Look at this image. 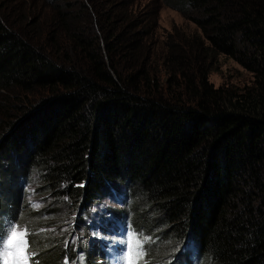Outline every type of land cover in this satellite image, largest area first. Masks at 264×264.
<instances>
[{"label":"trees","instance_id":"1","mask_svg":"<svg viewBox=\"0 0 264 264\" xmlns=\"http://www.w3.org/2000/svg\"><path fill=\"white\" fill-rule=\"evenodd\" d=\"M28 1L0 4V222L39 231L28 237L35 264H108L84 250L72 214L82 206L85 217L122 186L136 197L134 215L125 194L106 214L150 234L149 264H189L178 250L185 238L195 264H264V0H167L205 39L184 50L169 37L173 89L152 79L156 9ZM219 54L252 83H209L205 59ZM33 180V198L48 192L55 205L33 211Z\"/></svg>","mask_w":264,"mask_h":264},{"label":"rangeland","instance_id":"2","mask_svg":"<svg viewBox=\"0 0 264 264\" xmlns=\"http://www.w3.org/2000/svg\"><path fill=\"white\" fill-rule=\"evenodd\" d=\"M137 1L140 6L139 7L140 10H143L144 7L148 8L149 11L153 9L157 10L156 29H155L156 31H155V37L153 38V41L155 42L154 53H156L155 54L156 56L153 62L150 61V67L153 70L152 79L158 85H161L163 89L166 87H168V89H173L174 87L170 85L168 82L169 75L166 72L165 64H163L164 63L163 59H164V55L166 52L167 44L171 42L170 41L171 39L169 37L170 36L173 37L174 40L179 43H182L184 40L185 42L182 43L184 45H180V47L181 49L183 47L184 50H186L188 48V45H187L188 42L186 41H192V39H194L196 42L201 39L203 42H205L204 36L201 34L200 29L195 25V23L187 18L186 15H190V13H186V12L182 13L174 9L172 6L168 4L167 0H137ZM19 3H29V1L28 0H0V4L3 6L4 5H18ZM198 60L200 59L196 57H191V62H190L191 65L189 64V69L191 68L195 71V67L201 64L199 62L194 63V61H198ZM205 62L207 63L210 62L211 71L208 74V82L211 83L215 88L219 86H234V87L242 88L252 83V79H253L252 74L230 57L219 54L216 56L215 60H210V58L207 57L205 59ZM37 185L38 184H35V180H33L29 183V186L26 187L25 189L26 191L25 199L28 202H30V205H33L36 201H38L33 198V194H32V191L35 190V187ZM121 194H125L128 196L126 209L128 210L130 209V215L132 216L134 215V213L132 212L133 211L132 207L136 205V197L132 196V192L128 190L127 186H122L119 190H115V194L111 193L110 196L106 194L104 202L94 204L92 209L90 210L89 214L92 213L94 215V219L98 221L99 228H102L104 225H106V220L109 219L105 215L104 220H102L101 219L102 217L99 215L105 211V206L106 207L111 206L113 208V207H119V206L124 205L125 199H119V198H122ZM140 197H141V194H139L138 198ZM46 203H52L53 205H55L57 203V200L56 198L52 197L50 193L46 192L45 195H43L40 198V204L32 208L33 211L42 209ZM81 208L82 206H80L79 210H81ZM75 213L72 214L73 216V217L71 216L72 219H77L76 215L78 214V210H76ZM95 213H98V214H95ZM144 218L147 220V222L152 223L154 216H150L149 214V215H146ZM72 219L70 218V220H68L67 223L74 225V223L72 222L73 221ZM57 221L58 220L56 218L52 219V222L55 225H57L56 224ZM64 224H65V220H63L62 222V227L64 226ZM68 224H65V226H67ZM134 226H135V232L139 234V229H140L139 226L135 222H134ZM157 227L158 228L155 229V231H160L159 226ZM176 227L177 226L172 225L170 230ZM154 228L156 227L154 226ZM83 230L84 229L82 228V231ZM29 232L33 235L35 240L39 239L40 236H38L37 234L39 233L37 229L35 231L29 230ZM85 234H88L87 245L89 247L92 244L94 235L91 230L85 231ZM189 245H191V243L183 247L182 249L183 252L180 253L181 256L183 255L188 256V251L190 249ZM181 246H182V243L179 244V249L181 248ZM147 256H148V252H145V255H143V257L140 259V264H149L148 260L146 259ZM156 263L152 261V264H156Z\"/></svg>","mask_w":264,"mask_h":264},{"label":"snow or ice","instance_id":"3","mask_svg":"<svg viewBox=\"0 0 264 264\" xmlns=\"http://www.w3.org/2000/svg\"><path fill=\"white\" fill-rule=\"evenodd\" d=\"M29 235L27 228L21 229L18 223L7 225L0 237V264H35L33 257L36 254L30 252ZM146 239L135 233L128 234L122 249L123 264H140Z\"/></svg>","mask_w":264,"mask_h":264},{"label":"clouds","instance_id":"4","mask_svg":"<svg viewBox=\"0 0 264 264\" xmlns=\"http://www.w3.org/2000/svg\"><path fill=\"white\" fill-rule=\"evenodd\" d=\"M105 190V189H104ZM112 193H114L115 194V190L112 192ZM110 196V195H109ZM121 196H122V199H125V196H124V194H121ZM35 199V198H34ZM96 203H98V202H93V204L92 205H88V207H89V211H88V213H86V215H85V217H81L80 219L78 218L79 216H77L78 214L79 215H81V210L80 211H78V214L76 215V218L78 219L77 220V223H76V225H78V224H80L82 227H84L85 228V231H87V230H90V228H91V230L94 232V239L92 240V244L88 247V245H87V242H88V234H85L84 235V238H85V243L86 244H84V250H86L85 248L87 247V248H90V250L91 251H95V253L97 254V255H100V257H102V259L104 260L105 259V257H106V248L104 247V242H103V240L102 239H99L98 238V234L100 233V232H102L103 234H108V231L107 230H110L111 228L112 229H116V230H120L122 227V225H127L128 226V223L130 224V226H128V234L129 233H135L138 237H143V238H147V239H149V237H150V234L149 233H147V232H145L143 229H139V234H137L136 232H135V226H134V223L129 219V217L128 216H126V217H124L123 219H122V216L120 217V219L122 220V222H120V223H115V222H112L111 220H112V218H110V216H109V214H106L107 213V209H109V207H106L105 206V210L106 211H104L102 214H99L102 218V220H104V217H105V215H106V217L107 218H109L108 220H106V225H104L102 228H99V225H98V221H96L95 219H94V215L91 213V214H89V212H90V210L92 209V207H93V205L94 204H96ZM40 204V201L38 202V201H36L34 204H33V206L34 207H36L37 205H39ZM80 212V213H79ZM95 214H98V213H95ZM111 214V213H110ZM112 215V214H111ZM113 217H115L114 215H112ZM84 218V219H83ZM117 220H120L119 218H117V217H115ZM14 220V219H13ZM85 220V221H84ZM16 221V220H15ZM17 223H18V221H16ZM73 223H74V221H72ZM75 224V223H74ZM92 224H97L98 225V227L97 228H93L92 226ZM142 227V226H141ZM143 228V227H142ZM100 231V232H99ZM191 242V240L189 239H184L183 241H182V246H181V248L179 249V252L180 253H182L183 252V247L185 246V245H187V244H189ZM154 245V242H148L147 241V248H146V252H149V250H150V248L152 247ZM83 250V251H84ZM99 257V258H100ZM186 257V260L188 261V263L189 264H195V262L196 261H198L199 260V258H197V257H194V258H190L189 256H185ZM97 261H100L99 259H97ZM99 263V262H98ZM102 264H103V262H102Z\"/></svg>","mask_w":264,"mask_h":264}]
</instances>
